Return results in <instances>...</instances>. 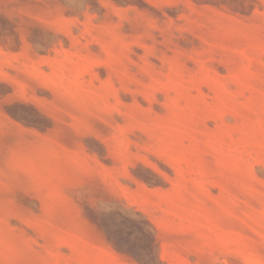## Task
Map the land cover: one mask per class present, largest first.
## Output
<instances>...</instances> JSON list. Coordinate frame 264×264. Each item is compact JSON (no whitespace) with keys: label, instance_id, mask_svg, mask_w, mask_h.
I'll return each instance as SVG.
<instances>
[{"label":"rangeland","instance_id":"rangeland-1","mask_svg":"<svg viewBox=\"0 0 264 264\" xmlns=\"http://www.w3.org/2000/svg\"><path fill=\"white\" fill-rule=\"evenodd\" d=\"M0 264H264V0H0Z\"/></svg>","mask_w":264,"mask_h":264}]
</instances>
